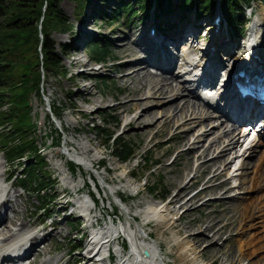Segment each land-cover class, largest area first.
Returning a JSON list of instances; mask_svg holds the SVG:
<instances>
[{"label": "rangeland", "instance_id": "rangeland-1", "mask_svg": "<svg viewBox=\"0 0 264 264\" xmlns=\"http://www.w3.org/2000/svg\"><path fill=\"white\" fill-rule=\"evenodd\" d=\"M87 4H89V6ZM117 4L118 2L116 0H87L85 4L87 6L83 10V15L78 18L76 16H73L74 3L72 0H61L60 2V6H62L65 14H67V16L69 17L68 22L71 23V27H69L68 30L52 31V33L50 34V38L54 40V44L56 45V47L61 42L71 40L70 33H73L75 35V40H78L80 32L89 30L91 36H94L97 39L103 38L107 41L108 49L110 50V57L108 58L109 61L107 62L105 61L104 63H95L87 57L84 47H81L78 43H76L75 46H78L76 47V49H74V46V48H70L64 55L62 53L60 54L62 56L60 62H62L64 67L67 68V74L57 75L51 71L45 73L46 75L43 78V82L41 85L43 88V96L49 103V108L51 109V111L60 119H57L56 122L60 126L59 128L61 130V140L59 141L58 139L60 143L57 145L51 142L56 138L57 130H55L54 128L57 127V124L55 125L53 123V119H51V115L48 113V105L46 104L45 99L44 101H42L33 94L30 96V109H32L31 114L32 116H34L35 120H37L36 143H38L39 146L44 145L40 147V152L45 157L47 165L46 170H48V174L50 176V188L48 187L47 192H49L52 197L50 198L51 200L48 202V204L45 205V209H40L39 205L41 203V199H39V196L35 193L33 188L29 187V185H25L23 187L21 185H18V181L16 178H14V174L12 176L10 175L12 172L17 173L20 168H22V166H20V164L16 162H14L12 165L8 160L6 161L4 158L5 156L0 151V169L5 170L6 172L4 174V178H0V194L2 192L4 193V187L15 190L17 193H21V196H13L11 194H7V196H9V198L12 196L10 198L11 203H14L18 209L22 207L23 203L27 208L24 217L22 211L17 209L19 213L17 212L15 221L18 222L20 218L23 217V219L27 223L26 226L21 229V231L16 230V235L11 236L10 239L17 237L16 239H18V241L25 240L27 236L33 234L35 231L43 229L42 227L45 225H48L46 229H49L50 225L54 222L56 225H58L61 233H57L55 236H53L54 238L50 237L45 241V244H47L48 246V252H46L43 257L49 258L51 260L53 258H57V256L62 255V258L58 261V264H81V259L73 260L72 262V260H70V257L75 254L78 255L80 253L87 255L86 248L84 247V245L86 246L87 244L88 237V228L84 226V223L87 222V220H82V217H80L76 211H73L71 215H68L67 213L69 212V209L62 210L60 206L64 205L63 202L65 199L69 198V200H76L78 196L84 197L86 192L89 191L91 197H96L94 199L96 200L95 205L97 204L96 206H94V209L91 208L90 217L93 220L94 217H98L99 219H101V226L106 228L111 224V220L113 219L115 229L119 228L118 226L124 225V222L126 220L129 221V226L131 228H140V231L137 230L138 238L140 240L142 238H145L147 242L146 245L148 243H156L160 245V257L164 260V262H166L167 264H180V261H178V255H176L177 251L175 250V244L172 242V239H170L168 229L156 224L154 220L145 222L147 217L143 215V209L147 202H161L159 201L161 200V198L163 201H166L173 189L176 188V186L170 184L169 180L172 178H176L177 180L181 179V181L189 179L193 174V166L188 165V167L183 165L184 154L181 155L182 158L176 156L175 153L177 151V147H180V140L175 135L169 139L172 128L170 130H165L161 129V126H159L158 124L153 125L151 130L156 131V133L151 140H146L145 136L138 132L139 130H141V128H143L142 124H138V126L137 124L124 126L125 119L130 117L131 113L119 114L116 109L111 108L117 100H121V97L123 98V96L127 94L124 86L127 84L133 85L135 83L134 78L132 79L130 77H126L120 80L119 77H117L120 76L124 70H120V68H116L114 66L115 64H117V62H119V60H117L116 58V55L118 53V45H120L121 38L129 35L130 39H132V35H136L140 32V30L144 31L145 35H149L151 26L148 25L150 21L155 22L154 25L157 24L159 30H165V26H167V24L163 20V22L159 24V19H157L159 17L156 18L157 20L153 19L151 17L152 13L147 12L149 9H146V11L145 9L142 11H138L136 13L137 15L133 17L128 23L121 17L119 21L109 24L103 21L99 17V15L96 16L95 13L98 10L108 11L112 5ZM164 6L165 10L162 17L169 15L170 17L167 16V20L174 19L177 22H181L184 20L188 23L192 22L194 24V30H192L190 35L188 34L187 37L192 38V36L195 35V39L193 42V46H195L193 47V49L189 48V50H187V53H189L190 51L189 54L192 55L193 58L199 59L202 47L207 48V39H209L208 37H210V34L214 30L213 22L211 20L213 15L215 13H218V11L213 12L211 15L205 14L208 18L199 17L198 20L197 17L193 18V16L196 15L192 13L193 11H184V14H181V17L177 12V8H172L170 10L168 6ZM244 9V34L242 36L236 35L234 37L230 34L233 41H235L236 43H241L242 45V48H240L241 50H237V53H239L240 51H244L245 53L246 51L244 35H248L249 27L253 22V19H256L257 16H260L262 18L261 21L264 22V6L260 2V0L251 1L249 2V4H245ZM219 16L221 17V15ZM87 18H89L90 20H86ZM195 26H199V29H196ZM206 26L211 27L212 29H210L208 32ZM224 26L225 23L222 21V29L219 30L220 34L222 35L226 33L224 32L226 26ZM156 33H158V31ZM123 40L126 41L127 39L124 38ZM171 49L174 48L171 47ZM175 50L176 49H174L173 53H175ZM218 50L217 52H219V55L221 54L222 56H224V51L221 49ZM237 58L238 57H235L232 61L238 60ZM76 60L77 62H74ZM173 69H175L174 74H176L178 69ZM149 70L150 72H153L154 69L149 68ZM74 71L78 72L79 75L71 76L72 72ZM177 77L178 78L172 76L173 84L181 82L183 80L181 75H177ZM100 78H105L106 84L103 83ZM187 84L190 85L189 82ZM84 87L86 90H89V93L85 98L87 101L83 100L84 93L79 90ZM187 97L194 98L193 100L195 102H199L195 94L192 96L179 95L178 97L171 98L170 96H168V98H164L153 108L164 107L165 105H169L178 100H183V98ZM71 100L75 103L74 105L70 104ZM201 104L203 105L202 107L207 108L209 111L211 110L203 102ZM212 117L203 119L207 123H203V125L197 124L194 129L192 128L186 133L189 135L193 131H197L200 127L209 129L211 125H216L217 122H220V120L222 121L221 123H224V125L228 124L227 121L221 117L219 112H215ZM94 125L105 128L106 131L104 130V132L110 131L113 132V135H118L123 139H128L133 144V154L126 158V160H120L113 151L114 144H111V141L105 140L104 135L100 134L96 128L92 127ZM204 125L206 127H204ZM218 130H220V128H217L216 131ZM209 133L210 132L207 133V138L209 139L206 138V143H208V140H210V138L215 134L214 132L213 134ZM252 135L253 133L251 131L249 135L245 136V140H242V137H240V140L243 142L240 145L236 146V148L232 149L227 154L229 155V157H226L232 158L233 161L228 164L227 169L219 177L213 179L212 181V183L216 184L218 182V179H224L229 176L230 184L233 186L228 190V192H224L221 197L224 198L230 196L232 198H230L229 201H219L211 198L213 197V195H218V190H207L206 193H202L199 198H197L193 203L187 206L188 208H192L199 205L203 200H207L208 198H211L212 200H208L206 205H202L201 207H197L188 212H184L183 219L180 221L179 227L183 224H186L188 225V231L196 232L195 229H197V227L199 226L202 227V222L204 223L207 221V213L211 209L213 212V214L211 213L212 216L221 215V217L225 219L226 217L231 215V211L226 214L222 210L220 213V208H222L223 206L229 207L231 206V204L234 205L238 202L240 203V205L241 202L246 203L247 200H249L247 199V197H250L254 194L252 187L253 185L248 181L246 183L247 191L243 189L242 185L237 186L240 181L239 173L241 172V169L239 167L245 156L249 155L250 153L251 148L246 150V146H248V141ZM78 143H81L82 147H79V145H77ZM84 145L86 147L88 146L87 148L89 149L81 152V148H84ZM64 147L68 149L70 156L83 161V164L75 166V168L73 169L74 171L70 167L68 168V164L66 162L68 159V154L63 152ZM263 148V144H258L255 146V150L251 152L252 154H250L249 159H251L252 162H250L246 168V174L248 177L253 176V170L257 163L255 162L258 157L257 154H260ZM175 156L177 157V159L175 158L176 161L174 163L168 165V168H165L164 166L162 167V164L171 162ZM127 170H129V172H127ZM200 172L202 171L198 169V171H195V174H197L198 176H204L205 174H207H203ZM8 178L10 179L6 181V179ZM97 180L99 182V190L96 185H93V181H96L97 184ZM101 182H103V184H100ZM12 183H14L15 185H13ZM202 183L203 182H201L200 180L194 182L193 185L187 188L186 192H188L190 195V193L196 191L197 189H200ZM149 184L155 185V187L153 189H148ZM87 185L91 186L94 193L93 196ZM77 186L79 187L80 191L78 193H75L74 189ZM138 186V192L135 195H131L128 193L132 192ZM260 189L264 191V186ZM63 190H66V192H68V195L63 196ZM3 196L4 195L0 196V199L3 198ZM118 196L121 197V201H119ZM86 203L88 204V206H92V201L88 199V197ZM183 209L184 208L175 209L174 214L182 212ZM135 214L138 215L137 219L132 218V216ZM102 218L104 219V221ZM262 220L263 219L261 218H253L251 223L255 224L256 228L251 227L240 233H237V231L241 230L244 222H242L239 226L237 222L234 221L233 225H226V229L219 235L220 238L210 237L211 233L208 232L206 239V236H202V240H199L196 249L200 247L204 248L205 245H208L209 241H214L217 245L221 244L219 247L220 249H218L217 251L216 249H209L205 250L203 253H200L201 257L204 260L210 261V264H226L230 261H232V264H254L253 259L256 256L264 253V250L260 249L251 253V250H249L250 248H248V251H245L244 254L242 256H239V259L236 260L235 257L237 253H239V248L236 247V244L238 242L241 243L242 240L246 237H251V235L255 231H257V233H254L255 240H262L264 238V227H261V224L264 223ZM15 225L16 223L10 224L11 227H14ZM65 231H67V235L64 234ZM180 231L183 232L184 229H181ZM115 233V230L111 232V234ZM123 233L125 234V231H123ZM146 233H150V237H145ZM228 236L230 238H228ZM112 241L114 248L120 247L119 245L121 243L125 244L121 232H119L118 237L116 239H113ZM77 242L80 244L77 246H73V249L67 251V248L70 244H77ZM1 245L2 244H0V247L3 246ZM146 245L143 246L146 247ZM127 252L128 253H124L122 259H125V257L129 255H132L130 249L127 250ZM41 258L42 257H40L39 259ZM117 261L118 256L116 255V257L114 258V264ZM262 261L263 260H261V262ZM26 262L27 261L25 260L24 263ZM99 262L100 260H97L93 263L89 261L87 264H98ZM40 263L41 262L39 261H35L32 264ZM100 264H108V258L104 259Z\"/></svg>", "mask_w": 264, "mask_h": 264}, {"label": "bare ground", "instance_id": "bare-ground-1", "mask_svg": "<svg viewBox=\"0 0 264 264\" xmlns=\"http://www.w3.org/2000/svg\"><path fill=\"white\" fill-rule=\"evenodd\" d=\"M192 13L195 14L194 11ZM167 16L159 18H157L154 14H152L151 16L155 20L159 19V24L163 21L166 22L167 26H165V30H159L158 25L155 24V26V22L150 21L148 26H151L153 31L150 32L149 30V35H145L144 31L140 30V32L136 35H132V39H130L129 35L124 37L125 39H127L126 41L123 40L124 38H121L120 45H118V53L116 55V58L117 60H119V62H117V64H115L114 66L116 68H120V70H124L123 73L117 77H119L120 80L126 77H130L132 79L134 78L135 83L133 85L127 84L124 86L127 94L124 95L123 98L121 97V100H117L111 108L116 109L119 114L131 113L130 117L125 119L124 126H131L133 124H137L138 126V124H142L143 128H141V130H139L138 132L144 135L146 140H151L155 135L156 131L151 130V128L153 125L157 124L161 126V129L170 130L172 128L169 139L175 135L180 140V147H177V151L175 154L180 158H182L181 155L184 154L183 165L193 166V174L189 179L183 181H181V179L177 180L176 178L170 179V184H173L174 186H176V188L173 189L166 201L161 200V202H147L143 209V215H145L146 217H154V222L156 224L168 229L170 239H172V242L175 244V250L177 251L176 255H178V261H180V264H210V261L204 260L201 257L200 253H203L205 250L209 249H216L217 251L218 249H220L219 247L221 244L217 245L214 241H209L208 245H205L204 248L200 247L196 249L199 240H202V238L205 236L206 239L208 232L211 233L210 237L220 238L219 235L226 229V225H233L234 221H236L239 226L242 222H244L241 230L237 231V233L243 232L251 227L256 228L255 224L251 223L253 218H261L264 222V191L260 189L264 186V148L263 150H261L262 152L260 154H257L258 157L255 161L257 163L253 170V176L248 177L246 174L247 165L252 162L251 159H249L250 154H252L251 152L255 150L256 145H264L263 135H261L260 133V137H253L249 139L246 150L251 148L250 153L249 155L245 156L239 167L241 169V172L239 173L240 181L237 186L242 185L243 189L246 190V183L248 181L253 185L252 187L254 194L250 197H247V199L249 200H247L246 203L241 202V205L239 202L234 205L230 203L231 206H223L222 208H220V213L222 210L226 214L231 211V215H227L228 217H226L225 219H223L221 215L216 216L214 214L216 217L212 216L213 212L211 209L207 213V221L204 223L202 222V227H197V229H195L196 232L188 231V225L186 224H183L179 227L180 221L183 219L184 212H188L197 207H201L202 205H206L208 200H210L211 198L223 202L229 201V199L232 198L230 196L224 198L221 197L224 192H228V190L233 186L230 184L229 176L224 179H218V182L216 184L212 183V181L213 179L219 177L227 169L228 164L233 161L232 158L226 157H229V155L227 154L232 149L236 148V146L240 145L243 142L240 140V137H242L243 140L246 138L245 136L249 135L244 134L243 131L240 132L236 120L234 118H231L229 116V112L227 111L234 112L236 114L249 113V111H244L242 105L234 106L231 103L225 104L224 107H219L215 110L217 112H220L222 116H224V119L228 124L224 125V123H221L222 121L220 120V122H217L216 125H211L209 129L200 127L197 130L198 132L193 131L191 134H189V136L186 133L188 130H191L192 128L194 129L197 124L203 125V123H207L203 119L211 118L215 112L213 113L207 108L202 107L203 105L200 102H195L193 100L194 98L189 97L183 98V100L180 101H175L174 103L165 105L164 107H153L159 104V102L164 98H168V96H170L171 98L178 97L179 95L192 96L195 94L192 88H189V86L186 84V82L188 81L186 80V78L188 76L184 77V74L190 71L188 63L195 64L199 61L198 64H201L202 62L201 73L197 76L198 78L196 84H198L201 79L208 80L213 79V77L215 76L220 77L223 74H227L231 67L235 65V63H242L243 65H245L248 61L251 62V65H259V58L264 57V54H262V52H264V22L261 21L262 18L260 16H257L256 19H253V22L249 27L248 35L245 38V40H247L249 43L245 54L244 51H240L239 53H237V50H241L240 48H242L241 43H236L235 41H233L230 37H228V33H224V35L220 34L219 30L222 29L220 23L217 25L213 22L214 30L210 34V37H208L209 39H207V48H202L203 50L200 54V58L195 59L192 55L189 54L190 51L189 53H187V50H189V48L193 49V47L195 46H193L195 35L192 36V38L187 37L188 34L190 35L192 30H194V24L192 22L188 23L184 20L181 22H177L174 19L167 20ZM179 16L182 17L181 14H179ZM196 17V15L193 16V18ZM86 20L90 19L87 18ZM198 27L199 26H197L196 29H199ZM206 28L208 29V32L210 29H212L211 27L207 26ZM157 31L158 33H156ZM224 32H226V30ZM88 33V31L84 30V32H81L80 37L84 38L88 35ZM145 40L150 42L152 48L144 43ZM79 41L81 42V39H79ZM169 45L175 47V53H173L174 49L171 50ZM218 49L224 51V56H222L221 54L219 55V52H217ZM235 57H238V60L232 61ZM77 60L74 62H77ZM189 60L191 62H189ZM149 68H153L154 71L150 72ZM173 68L178 69L176 74H174L175 69ZM177 75H181L183 80L181 82L173 84L172 76L178 78ZM79 90L84 93L83 100L87 101L85 98L87 97L89 90H86L85 87ZM70 104L74 105L75 103L71 100ZM205 109H207L208 111ZM249 110L252 111L253 108H249ZM248 115L249 114H244L243 116ZM204 127L206 126L204 125ZM217 128H220L221 131H216ZM208 132L212 134L214 132L215 134L210 138V140H208L209 142L206 143L205 141L208 137ZM262 133H264V129ZM77 145H79V147H82L81 143H78ZM83 147L84 148H81V152L89 149L87 148L88 146L86 147L84 145ZM176 156L171 162L162 164V167L164 166L165 168H168V165H171L176 161ZM198 169L202 171L200 173L207 174H205L204 176H198L197 174H195V171H198ZM5 173V170L0 169V178H4ZM198 180L203 182L201 188L190 193L189 195V193L186 192L187 188H189L194 184V182ZM12 184L15 185L14 183ZM207 190H218L219 193L217 196L213 195V197L208 198L207 200H203L199 205L195 207L188 208L187 205L193 203L197 198H199V196L202 195V193H206ZM3 191L4 193L2 192L0 194V196L4 195V197L0 199V243H3L11 236L16 235V230L21 231V229H23L27 223L23 219L27 210L26 205L23 203L22 207L18 209L14 203H11L10 198L12 196L10 198L9 196H7V194H11L13 196H21V193H17L15 190L5 187L3 188ZM62 207L63 205L60 206V208ZM177 208L184 209L182 210V212L174 214V210ZM17 209L21 210L23 213V217L21 216L22 218H20L18 222L15 221L18 212ZM83 209L84 212H86L89 209L88 205L86 204ZM15 223L16 225L14 227L10 226V224ZM47 226L48 225H45L42 227L43 229L35 231L33 234L27 236L25 240H20L18 242H9L13 246V252H10L8 250L5 252H0V264L13 259V256H16V254L20 252L22 254V257H26L25 260L27 261V263L20 264H32L35 261L41 262L40 264H58V261L62 258V255L57 256V258H53L51 260L49 258L43 257L44 254L48 252V246L47 244H45V241L50 237L52 238L57 233H61L58 225H56L54 222L50 225L49 229H46ZM261 227H264V223L261 224ZM119 229L122 233L123 231H125V235L131 244L130 251L132 252V255H129L125 257V259L123 258L124 260H121L122 264H167L160 257L159 250L161 247L159 244L148 243L146 245L147 242L145 238H142L141 240L138 238L137 230L140 231V228H131L129 226V221L126 220L124 222V225L119 226ZM181 229H184V231L181 232ZM113 230L115 229L112 224L103 229V232L102 230L97 228H95V230L91 229L90 231L92 235L90 236V238L94 240L95 237H99V235H101L99 237L100 240H95V243L90 241L93 246L86 249L87 255L81 253L78 255L75 254L70 257V260H72L73 262V260L81 259V264H87L92 260V258H94V256H96L97 251L101 249L102 245L105 244L104 241L106 239V235L111 233ZM254 233H257V231H255ZM254 233L251 235V237H246L242 240L241 243L238 242L236 244V247L239 248V253H237L235 257L236 260L239 259L238 257L242 256L245 251H248V248H250L249 250H251V253L260 249L264 250V241H262L264 240V238L262 240H255ZM64 234L67 235V231H65ZM229 236L228 238H230ZM88 241L89 239L87 240V242ZM74 245L76 244H70L67 248V251L73 249ZM143 245H146V247ZM143 248L148 251L147 254L141 251ZM92 249H94L93 254L89 253ZM40 257L42 258L39 259ZM261 260L263 261L261 262ZM253 262L254 264H264V253L256 256L253 259ZM226 264H232V261Z\"/></svg>", "mask_w": 264, "mask_h": 264}, {"label": "trees", "instance_id": "trees-1", "mask_svg": "<svg viewBox=\"0 0 264 264\" xmlns=\"http://www.w3.org/2000/svg\"><path fill=\"white\" fill-rule=\"evenodd\" d=\"M72 1L73 16L80 18L87 0ZM116 1L118 4L112 5L108 11H98L97 15L103 21L117 22L122 17L128 23L138 11H146L152 3L151 0ZM214 1L154 0L156 10L164 11L166 5L170 10L177 8L179 14H184L187 8L192 7L198 16L210 10ZM251 1L255 0H220V10L232 34H242L244 5ZM60 2L61 0H0V151L9 163L13 165L16 162L22 166L17 173L12 172L10 175L14 174L20 185L33 188L41 199L39 208L43 210L52 197L47 192L48 187L50 188V176L46 170L45 157L36 143L37 124L31 114L30 96L33 94L44 101L41 85L45 73L51 71L57 75H65L68 71L60 62V54L64 55L74 46L75 35L69 32L71 40L61 42L57 47L50 38L53 30L63 31L71 27L69 17ZM260 2L264 6V0ZM86 50L87 56L97 63L109 61L110 50L103 38L89 41ZM100 80L105 83V78ZM92 127L103 134L105 140L114 144L113 151L120 160H126L133 154V144L128 139L113 135L110 131L104 132L105 128L98 125ZM56 139H61L59 130ZM67 164L72 170L77 166L70 159ZM94 185L98 188L96 181ZM154 187L155 185L149 184L148 189ZM88 188L93 196L91 186Z\"/></svg>", "mask_w": 264, "mask_h": 264}, {"label": "water", "instance_id": "water-1", "mask_svg": "<svg viewBox=\"0 0 264 264\" xmlns=\"http://www.w3.org/2000/svg\"><path fill=\"white\" fill-rule=\"evenodd\" d=\"M144 252L146 253V251L144 250Z\"/></svg>", "mask_w": 264, "mask_h": 264}]
</instances>
